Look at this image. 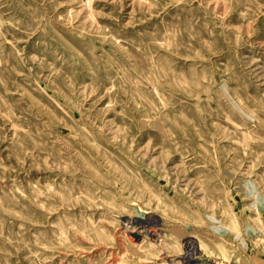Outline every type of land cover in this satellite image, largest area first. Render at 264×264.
<instances>
[{
    "label": "rangeland",
    "instance_id": "374dc122",
    "mask_svg": "<svg viewBox=\"0 0 264 264\" xmlns=\"http://www.w3.org/2000/svg\"><path fill=\"white\" fill-rule=\"evenodd\" d=\"M0 264H264V0H0Z\"/></svg>",
    "mask_w": 264,
    "mask_h": 264
},
{
    "label": "bare ground",
    "instance_id": "6f19581e",
    "mask_svg": "<svg viewBox=\"0 0 264 264\" xmlns=\"http://www.w3.org/2000/svg\"><path fill=\"white\" fill-rule=\"evenodd\" d=\"M150 225V224H149ZM191 252V251H190ZM189 255V254H188ZM188 261H190L192 258L189 256H185Z\"/></svg>",
    "mask_w": 264,
    "mask_h": 264
}]
</instances>
